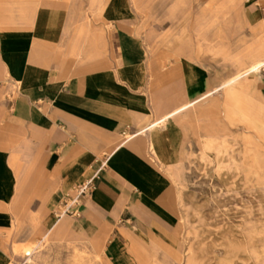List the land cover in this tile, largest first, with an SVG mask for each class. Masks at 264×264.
Returning a JSON list of instances; mask_svg holds the SVG:
<instances>
[{"label":"crops","instance_id":"obj_1","mask_svg":"<svg viewBox=\"0 0 264 264\" xmlns=\"http://www.w3.org/2000/svg\"><path fill=\"white\" fill-rule=\"evenodd\" d=\"M263 5L244 3L242 22L262 26ZM215 23L211 33L188 30L182 43L169 32L165 43L144 29L129 0H0V264L9 258L3 238L17 203L31 217V201L44 199L43 226L51 218L67 227L56 221V205L105 157L72 230L104 246L108 259L125 257L148 232L160 234L176 205L191 206L167 167L192 150L208 98L222 95V103L226 86L238 93L264 67L263 48L233 54L232 27ZM213 48L235 71L208 58Z\"/></svg>","mask_w":264,"mask_h":264},{"label":"rangeland","instance_id":"obj_2","mask_svg":"<svg viewBox=\"0 0 264 264\" xmlns=\"http://www.w3.org/2000/svg\"><path fill=\"white\" fill-rule=\"evenodd\" d=\"M251 1L129 0L144 29L158 32L165 43L169 32L182 43L188 30L211 33L216 21L229 24L233 54L264 49V24L243 23L240 18L244 3ZM222 52L213 48L208 58L230 74L236 62ZM258 76L237 88L239 96L224 93L223 104L222 95H216L217 103L208 98L210 109L192 128V150L167 167L189 191L191 206L190 200L182 208L176 205L175 216L162 225L160 234L148 232L125 257L108 259L104 246L93 247L85 236L73 233L75 219L64 218L67 227H55L50 218L43 226L49 213L45 200L31 201V217L23 215L20 201L14 225L3 238L9 252L6 264H264V67ZM22 245L33 249L32 254L19 249ZM175 250L180 251L179 259Z\"/></svg>","mask_w":264,"mask_h":264},{"label":"built area","instance_id":"obj_3","mask_svg":"<svg viewBox=\"0 0 264 264\" xmlns=\"http://www.w3.org/2000/svg\"><path fill=\"white\" fill-rule=\"evenodd\" d=\"M145 130H147V128H145L143 131ZM135 134L137 133H134L133 135L124 134L123 142L131 138ZM107 159L108 157H105V159L102 161L100 168L96 170L93 175L74 185L71 191L67 193L66 196L58 202L54 211V217L56 221H59L65 217H72V218L81 217L82 212L80 210V205L83 199L88 197L95 188L96 179L102 167L105 166Z\"/></svg>","mask_w":264,"mask_h":264},{"label":"bare ground","instance_id":"obj_4","mask_svg":"<svg viewBox=\"0 0 264 264\" xmlns=\"http://www.w3.org/2000/svg\"><path fill=\"white\" fill-rule=\"evenodd\" d=\"M233 89H234V88H232L231 86H226L225 93L227 94L228 92H230L229 95H230V96H234L235 93H233V92H235V91H234ZM236 95L239 96L237 92H236ZM241 95H242V94H241ZM257 106H258V105H257ZM259 109H260V108H259ZM261 116H262V115H261ZM224 151H225V150H224ZM230 152H231V151H230ZM233 152H234V151H233ZM232 156H233V155H232ZM169 173H170L171 176L173 175L171 172H169ZM176 175H177V174H176ZM171 179H172V177H171ZM164 264H166V263H164Z\"/></svg>","mask_w":264,"mask_h":264}]
</instances>
